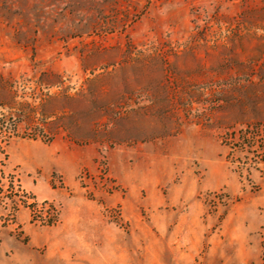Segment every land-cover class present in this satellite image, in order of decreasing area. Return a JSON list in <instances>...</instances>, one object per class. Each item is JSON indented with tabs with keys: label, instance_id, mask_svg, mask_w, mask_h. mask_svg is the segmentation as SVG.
<instances>
[{
	"label": "rangeland",
	"instance_id": "rangeland-1",
	"mask_svg": "<svg viewBox=\"0 0 264 264\" xmlns=\"http://www.w3.org/2000/svg\"><path fill=\"white\" fill-rule=\"evenodd\" d=\"M257 123L264 0H0V264H264Z\"/></svg>",
	"mask_w": 264,
	"mask_h": 264
},
{
	"label": "trees",
	"instance_id": "trees-1",
	"mask_svg": "<svg viewBox=\"0 0 264 264\" xmlns=\"http://www.w3.org/2000/svg\"><path fill=\"white\" fill-rule=\"evenodd\" d=\"M3 127L1 124L0 136L3 134ZM234 142L240 143L239 147L233 148L234 152L239 150L247 152L243 160L239 161L240 170L250 172L256 170L264 179V125L257 123L249 126L241 131L239 139L234 140ZM7 162L8 154L5 148L0 145V204L8 205L10 202L13 212L18 211L20 206L29 208L32 211L34 221L40 222L42 226L56 225L59 221L60 212L48 202H45L42 208L36 202L29 203V199L32 197L22 190L20 184L15 183V178L12 175L6 174Z\"/></svg>",
	"mask_w": 264,
	"mask_h": 264
}]
</instances>
